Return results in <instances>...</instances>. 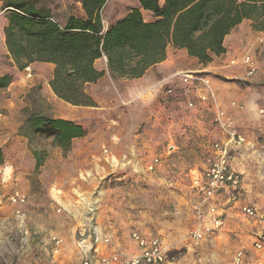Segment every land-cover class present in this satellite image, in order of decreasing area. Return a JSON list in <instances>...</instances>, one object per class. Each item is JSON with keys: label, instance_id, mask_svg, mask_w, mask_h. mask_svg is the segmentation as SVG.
I'll list each match as a JSON object with an SVG mask.
<instances>
[{"label": "rangeland", "instance_id": "374dc122", "mask_svg": "<svg viewBox=\"0 0 264 264\" xmlns=\"http://www.w3.org/2000/svg\"><path fill=\"white\" fill-rule=\"evenodd\" d=\"M42 1L44 6L53 10L59 20L69 13L82 16L81 5L76 0ZM137 3L138 0H107L103 12L105 27L128 13ZM6 66L8 58L0 42V71H5ZM14 76L15 81L11 87L0 91V147L3 148L6 158L5 164L0 167V264H23L21 262L25 257L20 253L22 249L19 238L10 233L7 226V218L11 215V207L6 202L9 194L16 189L28 194V209L36 213L41 211L37 209L46 208L61 214L57 212L59 206L53 205L54 202L57 205L58 203L53 201L51 192L60 190L57 186L65 189L74 187L79 184L77 178L84 181L83 176L92 180L90 186L88 185L91 188L89 195H94L96 190L102 193L98 223L111 226L109 229L117 243L129 252L137 251L131 238L132 229L137 227L146 234L160 235L168 242L175 243L177 249L172 251L171 256L175 258L172 264H230L234 253L241 247L252 245L254 237L262 231V225L239 215H231L219 236L191 247L186 235L196 223L192 206L198 196L188 187L185 177L188 170L197 164H175L171 173H151L145 171L144 165H147V161L141 162L139 178L135 174L123 172L127 175L125 177L114 173L108 175L104 183V164H111L105 156L107 153L104 145L115 144L113 139L108 140L104 134V129H107V122L104 120V84L89 85L87 88L88 93L99 101L97 107L79 108L56 99L47 90L48 76L45 72L38 74L36 69L28 67L24 71H15ZM230 82L225 97L233 98L244 105V110L236 114L235 123L250 139L247 148L240 151L239 164H236L244 177L245 202H259L264 205V65L252 80L235 78ZM182 90L191 93L193 89L185 90L183 87ZM196 98H191L190 101L197 103ZM31 112L71 118L83 124L87 136L76 139L68 153L53 146L48 139L38 138L31 143L20 135L21 127ZM128 121V129L133 128L132 124L134 127L137 125L132 117ZM33 149L45 151L47 154L44 165L39 170L35 169ZM148 155L147 153L146 156ZM146 156L144 157L148 160ZM63 164L71 166L65 165L62 168ZM98 164L103 167L100 169ZM112 164H117L115 157ZM100 177L103 180L100 181ZM104 184L108 190L107 196L110 194L109 198L104 197ZM86 186L87 184L84 188ZM136 210L142 212L134 214ZM247 244L250 245L246 246ZM33 249L30 251L31 256L44 264H80L73 247L64 262L38 258L37 251Z\"/></svg>", "mask_w": 264, "mask_h": 264}, {"label": "trees", "instance_id": "16d2710c", "mask_svg": "<svg viewBox=\"0 0 264 264\" xmlns=\"http://www.w3.org/2000/svg\"><path fill=\"white\" fill-rule=\"evenodd\" d=\"M76 1L83 15L71 13L61 23L42 0H2L8 20L6 46L19 70L33 63L54 64L50 86L59 99L73 106H97L87 86L106 75L96 66L99 59L106 57L113 80H133L165 61L170 46L208 64L226 52V37L244 20L264 32V0H139V6L108 27L103 16L107 0ZM143 11L151 12L154 20L147 21ZM13 81L12 75L0 74V91ZM20 135L31 143L38 138L51 140L68 153L87 130L74 120L31 112ZM33 155L39 170L47 154L33 149ZM5 162L0 147V167Z\"/></svg>", "mask_w": 264, "mask_h": 264}, {"label": "crops", "instance_id": "0c3cea01", "mask_svg": "<svg viewBox=\"0 0 264 264\" xmlns=\"http://www.w3.org/2000/svg\"><path fill=\"white\" fill-rule=\"evenodd\" d=\"M137 6H139V0L137 5L132 8ZM80 11L81 15H83L81 7ZM70 14L71 13H69L68 16ZM143 14L147 21L154 20V16L151 12L143 11ZM125 15L118 17L116 20L109 23V25L123 18ZM68 16L62 20H58L61 23H65ZM0 19L2 21V25L0 26V42L4 48L5 56L8 58V66H6L5 71H0V74H10L15 78V71L20 72L25 69L19 70L6 46L4 30L8 24V20L3 11L2 0H0ZM263 35L264 32H258L252 28V22L250 20H244L226 37V52L219 56H215L212 62L202 64L197 58L190 56L187 50L170 46L165 61L151 67L142 78L133 80H113L107 70V60L105 58L99 59L96 62V66L99 70L106 71V75L98 82L90 85L101 86L104 84V120L107 122V129H104V134L105 138L108 140L113 139L115 141L114 145H104L106 147L105 152L107 153L105 156L107 161L111 164H104V167L98 164L100 169L102 167L104 168V183L107 179L106 177L114 173L122 176L124 175L123 172H125V174L130 173L132 175H138L137 178H139L141 162L147 161L146 163L148 165L151 159L158 154L163 160L162 165L156 171L159 173H171L172 167H175V164H197L195 167L188 170L185 181L188 182L187 185L193 190L194 195L198 196L197 200L194 202L201 201L202 196L197 192L194 184L201 175V173L199 175V171L203 170L205 166L204 154L206 148L213 142L224 138L223 133L214 122L215 115L218 110L222 109L230 118L236 121V114H240L238 112H241L232 106V103L236 102V100L225 97L226 92L230 88V81L235 78L246 80H252L254 78V76H248L241 63L231 65V61L234 59L242 60L246 54H250L256 58L258 70H260L264 65V45L260 42ZM29 67L36 69L38 74L47 73V90L51 91L56 99L67 103L59 99L50 86L55 70L54 64L33 63ZM179 73L200 74L210 79L215 90L216 101H200V96L205 94L206 91L201 83L195 82V86L191 87L193 89L191 93L183 91V81L181 77L177 75ZM172 87L177 90V94L174 96L167 94V89ZM191 98H196L198 103L196 108L191 109L188 107V102ZM94 100L98 105L99 101L97 99ZM237 103L242 104L241 102ZM114 106H116V108ZM74 107L87 108L80 106ZM114 111L116 114H110ZM130 117H132L134 123L137 124L135 127L134 124H132V129H128V120ZM59 118L73 120L62 116ZM235 126L237 130L247 138V145L237 152L233 164V166L242 173L236 165L239 164L238 155L247 148L250 144V139L244 131L239 129L237 123H235ZM166 143L167 145H165ZM147 153L149 154L148 157L146 156ZM144 156H146L148 160H146ZM114 157L117 160V164H112ZM65 165L66 164H63L62 168H64ZM147 165H144L146 172H148ZM69 166H71V164H69ZM124 176L127 177V175ZM99 179L101 181L103 177ZM77 180L79 184L69 189L57 186L60 188L61 194H58L56 191L51 192L53 201L58 203L57 205L54 202L53 205L64 208L61 214H57L55 211L46 208L37 209L41 210L37 213L29 209L32 222L39 231L60 234L66 239L70 247L74 246L75 230L77 226L81 224L80 218L82 214L86 213L87 210L86 207L79 206L76 203L77 197L80 194H87L91 191V188L88 187V185L90 186L91 184V178L87 180L88 182H84L80 180V178H77ZM132 180H135V177H132ZM85 184H87V186L84 188ZM245 192L241 201L242 204L247 203L244 198ZM107 194L108 190L105 189L104 184V197L107 196ZM109 195L107 198H109ZM238 211V206L232 208L229 210V216L239 215L237 213ZM141 212V210H136L134 214H140ZM100 213L101 212H99V216ZM132 222H134V220H132ZM103 226L105 225L103 224ZM106 227L110 228L111 226ZM263 230L264 227L262 231ZM258 234H261V232L259 231ZM219 235L220 234H218V236ZM214 238L210 240H214ZM248 245L250 244L246 246ZM31 254L32 253L28 252L21 263L44 264V262H39L35 257H32Z\"/></svg>", "mask_w": 264, "mask_h": 264}, {"label": "built area", "instance_id": "2783aa9c", "mask_svg": "<svg viewBox=\"0 0 264 264\" xmlns=\"http://www.w3.org/2000/svg\"><path fill=\"white\" fill-rule=\"evenodd\" d=\"M260 42L264 45V35ZM239 63L243 65L248 76H254L258 72L256 58L250 54H246L242 60L231 61V65ZM177 75L181 77L185 90L195 86V82L204 86L206 91L200 96L201 102L216 101L210 79L192 73ZM167 94L174 96L177 90L169 88ZM232 106L238 111L245 108L237 102H233ZM188 107L196 108L197 103L189 101ZM214 122L224 138L206 148L205 166L199 171L201 175L194 184L202 200L192 206L196 223L186 235L191 247L207 242L223 232L229 210L236 206L239 207L237 213L241 218L264 227V205L256 202L241 203L245 192L244 178L233 166L237 152L247 145V138L237 130L235 121L222 109L217 111ZM162 163L161 156H154L147 165V171L156 172ZM82 179L86 181L88 176H83ZM98 191L96 190L94 195L87 193L77 197V202H81L78 205L87 209L86 213L82 214L81 224L77 226L74 235L73 250L77 252L80 264H172L175 261L171 256L172 251L177 249L175 243L168 242L160 235L146 234L137 227L131 232V238L137 246L136 252H129L117 243L112 230L98 223L99 202L102 198V193ZM56 192L61 194L60 190ZM90 198L92 201H89ZM6 202L11 207V215L6 221L7 226L10 233L16 234L19 238L21 255L26 256L35 248L38 258L64 262L70 255V245L60 234L39 231L33 224L28 209V195L16 189L9 194ZM63 210L64 208L58 207L57 212L62 213ZM230 264H264V231L255 237L252 245L239 248L232 256Z\"/></svg>", "mask_w": 264, "mask_h": 264}, {"label": "water", "instance_id": "95a60500", "mask_svg": "<svg viewBox=\"0 0 264 264\" xmlns=\"http://www.w3.org/2000/svg\"><path fill=\"white\" fill-rule=\"evenodd\" d=\"M105 59H106V57H105ZM107 60V59H106Z\"/></svg>", "mask_w": 264, "mask_h": 264}]
</instances>
